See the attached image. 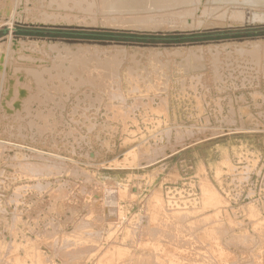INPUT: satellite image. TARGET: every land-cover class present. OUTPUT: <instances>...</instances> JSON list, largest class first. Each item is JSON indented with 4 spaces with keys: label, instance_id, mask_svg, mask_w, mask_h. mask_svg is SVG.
<instances>
[{
    "label": "rangeland",
    "instance_id": "1",
    "mask_svg": "<svg viewBox=\"0 0 264 264\" xmlns=\"http://www.w3.org/2000/svg\"><path fill=\"white\" fill-rule=\"evenodd\" d=\"M19 1L0 264H264V2Z\"/></svg>",
    "mask_w": 264,
    "mask_h": 264
},
{
    "label": "bare ground",
    "instance_id": "2",
    "mask_svg": "<svg viewBox=\"0 0 264 264\" xmlns=\"http://www.w3.org/2000/svg\"><path fill=\"white\" fill-rule=\"evenodd\" d=\"M19 1V0H18ZM21 1V0H20ZM19 1V2H20ZM39 1H41V0H39ZM45 1V0H44ZM60 0H58V2H59ZM66 1V0H65ZM71 1V0H70ZM112 1H114V2H118V1H122V2H125L124 0H112ZM129 1H131V0H129ZM132 1H135V0H132ZM150 2L152 1L153 3H158L159 4V6L161 7V8H167V7H174V6H176V5H189L190 3H192L193 1L195 2V0H149ZM197 1V0H196ZM201 1V0H200ZM219 1V0H218ZM221 1V0H220ZM225 1L226 0H224L223 2L225 3ZM248 1H251L252 3L253 2H255V3H257L256 1H258V3H259V1L261 2H264V0H248ZM23 2H25L24 0H23ZM27 2V1H26ZM25 2V3H26ZM28 2H30L29 0H28ZM33 2V1H32ZM49 2V1H48ZM67 2V1H66ZM81 2V1H80ZM222 2V3H223ZM39 3H41V2H39ZM57 3V2H56ZM73 3V2H72ZM95 3V2H94ZM98 3V2H97ZM199 3V2H198ZM201 3V2H200ZM234 3V2H233ZM232 3V4H233ZM257 3V4H258ZM32 4V3H31ZM36 4V3H35ZM35 4H34V7H35ZM47 4V3H46ZM55 4V3H54ZM204 4V3H203ZM221 4V3H220ZM256 4V5H257ZM23 5V4H22ZM21 5V6H22ZM28 5V4H27ZM30 5V4H29ZM58 5V4H57ZM86 5V4H85ZM111 5V4H110ZM109 5V6H110ZM151 5V4H150ZM195 5V4H194ZM199 5V4H198ZM225 5V4H224ZM231 5V4H230ZM259 5V4H258ZM30 6H32V5H30ZM29 6V7H30ZM40 6H42L41 4H40ZM45 6V5H44ZM50 6V5H49ZM67 6V5H66ZM113 6V5H112ZM125 6V5H124ZM127 6V5H126ZM130 6V5H129ZM133 6V5H132ZM262 6V5H261ZM4 7V6H3ZM19 7V6H18ZM43 7V6H42ZM83 7V6H82ZM97 7V6H96ZM121 7H122V5H121ZM190 7V6H189ZM17 8V7H16ZM45 8V7H44ZM44 8H43V10H44ZM46 8H48V7H46ZM50 8V7H49ZM52 8V7H51ZM51 8H50V10H51ZM59 8V7H58ZM195 8H196V6H195ZM3 9V8H2ZM9 9V8H8ZM22 9H23V6H22ZM26 9V8H25ZM35 9V8H34ZM33 9V10H34ZM38 9V8H37ZM53 9V8H52ZM55 9V8H54ZM53 9V10H54ZM64 9V8H63ZM65 9H66V7H65ZM73 9V8H72ZM106 9V8H105ZM179 9V8H178ZM255 9H257V8H255ZM261 9V8H260ZM264 9V8H263ZM40 10V9H39ZM56 10V9H55ZM54 10V11H55ZM174 10V9H173ZM172 10V11H173ZM179 10H182V8L181 9H179ZM194 10H196V9H194ZM0 11H2V10H0ZM24 11V10H23ZM30 11H31V8H30ZM35 12H36V10H34ZM46 11V10H45ZM48 11V10H47ZM52 11V10H51ZM170 10H168L167 9V12H169ZM236 11V10H235ZM32 13H33V11H31ZM55 12H57V11H55ZM59 12V11H58ZM99 12V11H98ZM156 12H159V11H156ZM17 13V12H16ZM26 13H28V12H26ZM30 13V12H29ZM32 13L30 14V16L32 15ZM41 13V12H40ZM225 13V12H224ZM2 14V13H1ZM4 14V13H3ZM12 14V13H11ZM25 14V13H24ZM34 14V13H33ZM38 14V13H37ZM42 14V13H41ZM121 14V13H120ZM145 14H146V12H145ZM149 14V13H148ZM234 14V13H233ZM25 15H27L28 16V14H25ZM35 15H36V13H35ZM100 15V14H99ZM239 15V14H238ZM1 16V15H0ZM4 15H2L1 17H3ZM13 16V15H12ZM30 16H29V18H30ZM37 16V15H36ZM51 16H53V15H51ZM50 16V17H51ZM64 16V15H63ZM68 16V15H67ZM71 16V15H70ZM255 17H256V13H255V15H254ZM257 16H259V15H257ZM18 17V16H17ZM64 17H66V16H64ZM75 17V16H74ZM221 17V16H220ZM260 17V16H259ZM263 17H264V15H263ZM263 17H261V20H263ZM4 18V17H3ZM105 18V17H104ZM122 18V17H121ZM168 18V17H167ZM216 18H218V17H216ZM53 19V18H52ZM221 19V18H220ZM241 19H243V18H241ZM102 20H103V18H102ZM152 20V19H151ZM215 20H217V19H215ZM105 21H106V18H105ZM169 21V20H168ZM179 21V20H178ZM177 21V22H178ZM221 21V20H220ZM259 21V20H258ZM120 22V21H119ZM167 22V21H166ZM165 22V23H166ZM173 22V21H172ZM175 22V21H174ZM173 22V23H174ZM176 22V23H177ZM184 22V21H183ZM227 22V21H226ZM168 23H170V21L168 22ZM239 23V22H238ZM146 26V25H145ZM177 26V25H176ZM179 26V25H178ZM16 41V40H15ZM31 42V41H30ZM13 43V42H12ZM17 43V42H16ZM16 43H15V45H16ZM24 43V42H23ZM21 44V43H20ZM19 45V44H18ZM250 45V44H249ZM73 48V47H72ZM17 50V49H16ZM1 53V52H0ZM9 53V52H8ZM94 53V52H93ZM83 54V53H82ZM11 55V54H10ZM8 56V55H7ZM262 250V249H261ZM232 262V261H231ZM235 262V261H234ZM244 264V263H243ZM255 264V263H254Z\"/></svg>",
    "mask_w": 264,
    "mask_h": 264
},
{
    "label": "trees",
    "instance_id": "3",
    "mask_svg": "<svg viewBox=\"0 0 264 264\" xmlns=\"http://www.w3.org/2000/svg\"><path fill=\"white\" fill-rule=\"evenodd\" d=\"M22 32L23 33H39L40 31H38V30H36V29H27V30H22ZM47 32V34H50V35H53L54 33H57V34H69V32L68 31H64V32H56V31H46ZM75 35H77V36H80V37H85V36H90V34L89 33H87V32H82V33H75ZM94 36H96V37H99V38H101V37H106V36H109V37H115V38H119V36H122L120 33H119V35L117 36V35H112V34H107V33H104V32H101V33H96ZM127 38H132V39H134V40H138V39H146V38H150V37H146V36H136L135 34H133V35H129V36H127ZM153 38V37H152ZM176 38V37H175ZM175 38H173V39H175ZM193 38V37H192ZM166 39H168V40H170V39H172V38H166Z\"/></svg>",
    "mask_w": 264,
    "mask_h": 264
},
{
    "label": "water",
    "instance_id": "4",
    "mask_svg": "<svg viewBox=\"0 0 264 264\" xmlns=\"http://www.w3.org/2000/svg\"><path fill=\"white\" fill-rule=\"evenodd\" d=\"M3 32H5V29H3Z\"/></svg>",
    "mask_w": 264,
    "mask_h": 264
}]
</instances>
